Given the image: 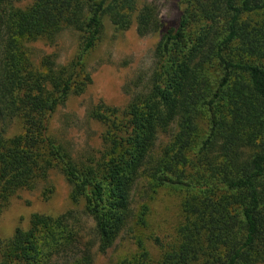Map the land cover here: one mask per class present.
Segmentation results:
<instances>
[{
  "label": "trees",
  "instance_id": "obj_1",
  "mask_svg": "<svg viewBox=\"0 0 264 264\" xmlns=\"http://www.w3.org/2000/svg\"><path fill=\"white\" fill-rule=\"evenodd\" d=\"M20 1L0 0V215L54 170L83 207L32 214L0 238V264H94L124 232L150 226L162 190L180 200L173 235L150 237L159 257L138 238L115 264H264V0H180L176 25L141 0ZM106 20L161 37L126 106L89 109L104 126L99 154L75 156L50 122L92 83ZM67 30L78 37L68 62L38 52Z\"/></svg>",
  "mask_w": 264,
  "mask_h": 264
},
{
  "label": "rangeland",
  "instance_id": "obj_2",
  "mask_svg": "<svg viewBox=\"0 0 264 264\" xmlns=\"http://www.w3.org/2000/svg\"><path fill=\"white\" fill-rule=\"evenodd\" d=\"M31 2L21 0L19 5L26 6ZM145 2L158 6L165 23L177 24L181 12L180 0H141V3ZM105 25V36L89 57L92 83L83 94L71 96L60 106L50 122V134L67 144L75 156L99 154L104 126L88 116L89 109L101 101L111 106H126L130 99L127 84L138 74L151 69L153 51L161 37L160 33L140 36L135 26L127 31H116L109 20L105 21ZM77 44V34L67 30L56 44L41 41L35 46L40 54L55 53L60 63H66L74 56ZM49 183L54 190L49 199H45L42 191ZM49 183H42L33 190H22L10 200L0 215V238L12 236L18 227L28 228L34 213L57 216L72 209H82V203L72 202L71 187L60 172L52 171ZM150 206V226L132 227L131 232H124L107 253L97 255L94 264H115L137 249L138 238L144 239L154 258L159 257V248L150 237L159 236L164 243L171 238L179 220L180 200L162 190Z\"/></svg>",
  "mask_w": 264,
  "mask_h": 264
}]
</instances>
